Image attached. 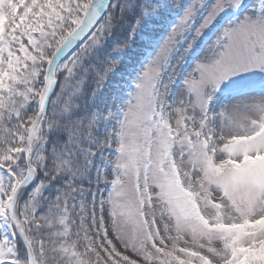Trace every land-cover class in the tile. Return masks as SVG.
Here are the masks:
<instances>
[{
  "label": "snow or ice",
  "instance_id": "obj_1",
  "mask_svg": "<svg viewBox=\"0 0 264 264\" xmlns=\"http://www.w3.org/2000/svg\"><path fill=\"white\" fill-rule=\"evenodd\" d=\"M0 264H264V0H0Z\"/></svg>",
  "mask_w": 264,
  "mask_h": 264
}]
</instances>
